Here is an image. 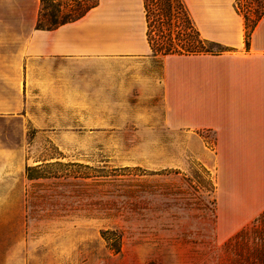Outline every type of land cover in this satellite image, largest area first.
Returning a JSON list of instances; mask_svg holds the SVG:
<instances>
[{
	"label": "crops",
	"instance_id": "crops-1",
	"mask_svg": "<svg viewBox=\"0 0 264 264\" xmlns=\"http://www.w3.org/2000/svg\"><path fill=\"white\" fill-rule=\"evenodd\" d=\"M185 2L202 37L233 49L169 55L159 75L146 63L155 55L143 0H98L52 29L38 25L41 0H0V120L84 134L87 117L101 126L102 110L163 109L164 123L190 139L214 134L218 176L226 183L233 172L248 222L264 210V15L246 49L235 0ZM21 159L20 146L0 143V204L15 203L7 198Z\"/></svg>",
	"mask_w": 264,
	"mask_h": 264
},
{
	"label": "rangeland",
	"instance_id": "rangeland-1",
	"mask_svg": "<svg viewBox=\"0 0 264 264\" xmlns=\"http://www.w3.org/2000/svg\"><path fill=\"white\" fill-rule=\"evenodd\" d=\"M171 56L146 63L161 75ZM102 112L99 128L87 117L84 134L0 120V143L22 149L7 198L15 203L0 204V264H229L222 243L252 220L240 219L233 172L226 183L218 176L214 134L190 139L164 123L163 109ZM210 176L215 218L204 190L205 205L192 203Z\"/></svg>",
	"mask_w": 264,
	"mask_h": 264
},
{
	"label": "trees",
	"instance_id": "trees-1",
	"mask_svg": "<svg viewBox=\"0 0 264 264\" xmlns=\"http://www.w3.org/2000/svg\"><path fill=\"white\" fill-rule=\"evenodd\" d=\"M56 1V0H55ZM57 4L53 0H41L38 19L39 27L52 29L63 23L81 18L98 0H73ZM147 21V37L154 55H191L219 54L232 50L216 41L201 36L185 0H143ZM235 9L244 20V45L247 49L251 33L264 15V0H235ZM208 174H210L202 165ZM200 183L201 181H197ZM203 189H202V188ZM197 205H205L201 191L209 197L211 214L216 216L215 183L210 176L207 184L194 187ZM261 224V227L257 225ZM122 237L118 235L117 249L120 248ZM230 256L229 264H264V210L249 225L236 231L221 245Z\"/></svg>",
	"mask_w": 264,
	"mask_h": 264
}]
</instances>
